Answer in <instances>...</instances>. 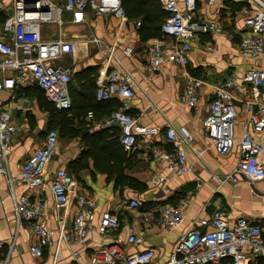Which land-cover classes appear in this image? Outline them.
<instances>
[{
  "label": "crops",
  "instance_id": "crops-1",
  "mask_svg": "<svg viewBox=\"0 0 264 264\" xmlns=\"http://www.w3.org/2000/svg\"><path fill=\"white\" fill-rule=\"evenodd\" d=\"M125 2L129 11L128 19L125 20L112 13L96 16L88 12L84 21L72 23L68 21L71 18L69 13L63 15L66 22L61 30L66 39L75 41V50L58 60L71 74L70 93L74 104L67 113L73 117V131L66 132V135H59L60 130L57 131V149L48 165L47 181L51 183L57 168L66 167L76 180L72 195L78 191L88 192L95 196L98 211L111 210L120 221L118 229L106 238L93 231L78 259L74 260L66 250L65 260L73 264H87L95 247L116 240L125 245L128 252L152 249L154 258L151 264H163L174 249L178 237L198 219L209 218L216 210L224 211L231 222L245 217L264 228V179L252 182L237 171L239 137L244 125L257 141L264 144V131L254 132L249 123L250 113L246 109V101L252 100L250 87L246 85L244 93L235 92L237 138L229 153L221 155L212 147L203 126L208 103L221 81L229 77L240 81L249 69H264V58L248 60L239 52L242 36L246 34L243 21L252 10V5L243 0H215L213 4L199 1L196 17L215 19L219 21L222 30L200 35L193 44L186 67L167 62L159 72H151L147 66L145 50L154 39L163 36L161 25L164 10L158 0ZM11 6L12 0H0V14L7 16ZM3 23L0 17V30ZM53 25L54 28L47 24L42 27L47 40L58 37L60 27ZM93 37H97L100 42L95 44L83 41ZM120 40L133 48V56L122 52ZM114 44L113 59L107 67L109 47ZM112 67L128 69L134 74L137 85L130 99L129 112L144 125L160 127L159 142L166 144V126L172 124L176 129L190 133L196 143L204 148L198 159L192 149L187 147L188 162L192 166L190 171L179 175L172 173L166 162L152 157L142 142L127 152L123 150L120 141V149L116 151L115 142L105 139L109 134L105 130L109 127L104 125L112 106L103 103L105 100L96 96V90L100 73L108 72ZM187 74L204 80L203 94L197 108L186 105L181 99ZM34 87L47 99L44 91L32 82L17 87L14 93L5 91L3 97L11 115V123L17 128L13 133L7 163L10 176L14 178L13 183L0 174V257L9 256L7 264H51L52 261V249L45 248L42 257L31 254L30 246L37 238L27 234L26 223L18 224L16 221L14 208L17 196L28 193L32 198L47 199L45 219L53 229L56 228L60 213L64 214L65 223L69 226L75 212L73 198L59 210L50 188L31 191L20 181L22 163L36 148L42 146L52 123V109L32 94ZM117 99L121 104L120 99ZM259 101H264V85L261 87ZM258 108V102L255 101L253 110ZM88 112H92L91 117ZM92 144H110L112 156L119 158L121 153L129 159L119 172L112 175L101 172L89 156ZM166 145L170 148L169 144ZM158 174L165 177L163 186L153 182V177ZM213 174L217 176L216 180L212 178ZM131 179H134L132 185L129 184ZM124 199H137L141 207H125L122 205ZM167 203L183 206L184 221L180 226L171 228L160 222V211ZM149 211L153 213V221L143 218L142 212ZM131 230L142 236L141 244H127ZM13 241L16 250H11ZM228 262L225 259L220 264ZM255 264H264V257H258Z\"/></svg>",
  "mask_w": 264,
  "mask_h": 264
},
{
  "label": "built area",
  "instance_id": "built-area-1",
  "mask_svg": "<svg viewBox=\"0 0 264 264\" xmlns=\"http://www.w3.org/2000/svg\"><path fill=\"white\" fill-rule=\"evenodd\" d=\"M158 1L165 12L161 25L163 36L147 45V66L151 72H159L167 62L186 67L194 42L202 34L221 31L219 21L196 17L197 4L201 0ZM204 1L213 4L215 0ZM243 1L252 5V10L243 21L246 34L242 36L239 52L248 60L264 58V1ZM88 12L96 16L112 13L124 20L128 19L123 0H12L11 11L7 13L0 30V174L10 183H13L14 178L10 176L7 163L13 133L17 128L11 123L4 93H14L17 87L32 82L44 91L57 109H70L73 105L71 74L58 60L75 50V41L66 39L61 30L66 22L63 15L69 13L71 18L68 21L79 23L85 20ZM49 23L58 25L60 29L58 37L47 40L42 27ZM83 41L95 44L100 42L97 37ZM119 43L125 55L133 56L134 51L130 45H126L123 40ZM114 49L115 44L109 47L107 67L113 59ZM97 85L96 96L99 99L119 98L121 101L104 126L120 127V143L125 151H132L138 142H142L152 157L165 161L169 170L178 175L192 169L188 162L187 147L192 149L198 159L201 158L204 148L196 143L190 133L168 124L165 135L166 144L170 148H167L166 144L158 140L160 127L144 125L129 112L130 99L137 85L130 70L112 67L108 72L100 73ZM246 85L250 87L252 96V100L246 101V109L250 113L249 123L254 132L264 131V101H259L261 87L264 85V69L251 68L240 81L235 77L221 81L208 103V112L203 119L204 130L211 139V145L221 155L230 152L237 138L235 92L245 91ZM203 86L204 80L201 77L187 74L182 101L197 108ZM255 101L259 107L256 111L253 110ZM88 115L91 117L92 112ZM58 137L57 130L47 131L42 146L36 148L22 163L20 181L31 191L50 188L59 210L73 198L75 212L71 224L68 226L64 214L60 213L56 228L53 229L45 219L47 199L32 198L28 193L15 198L14 211L17 223H26L27 234L37 238L30 246L33 256L42 257L45 248H49L52 249L51 264H73L65 260L66 250L74 260L78 259L93 231L106 238L118 229L120 221L111 210L98 211L95 196L88 192L78 191L73 196L76 180L66 167L57 168L51 183L47 181L48 165L56 154ZM239 138L237 171L252 182L264 179V144L257 141L245 125ZM212 178L216 180L217 176L213 174ZM153 182L163 186L165 177L155 175ZM122 205L130 209L141 207L137 199H124ZM142 214L146 221L154 220L152 211ZM183 221V206L167 203L162 207L160 222L163 225L175 228ZM142 242V236L133 230L129 232L128 245ZM14 244L15 241L11 250H16ZM260 256L264 257L263 226L245 217L231 222L224 211L216 210L209 218L198 219L178 237L174 249L163 264H220L225 259L229 260L228 264H255ZM153 258L154 251L150 248L128 252L126 246L116 240L95 247L87 264H151ZM8 259L9 256L0 257V264H7Z\"/></svg>",
  "mask_w": 264,
  "mask_h": 264
},
{
  "label": "trees",
  "instance_id": "trees-1",
  "mask_svg": "<svg viewBox=\"0 0 264 264\" xmlns=\"http://www.w3.org/2000/svg\"><path fill=\"white\" fill-rule=\"evenodd\" d=\"M126 4L127 2H125L124 0L123 6L128 14L129 11H128V7L126 6ZM243 4H246V3L244 2ZM0 17H2L3 22H4L6 19V15L0 14ZM164 17H165V12H164ZM164 17H163V20H164ZM115 99L102 101L105 104L106 103H108L109 105L111 104L110 106H112V108H111V112L109 113V115L120 106V104L118 103V99L117 100ZM71 109H65V110L58 111L52 108V117H51L52 123H51V126L49 127V130L54 129V127H58L61 134L63 135H66L65 134L66 132H72L73 129H72L71 124L73 123V117L69 116L67 113ZM105 131L109 132V134L106 135L105 139H107V141L109 142H115V145H116L115 150L118 151L120 149V146H119V141H120L119 135L121 133L120 127L113 125V126H110L108 129H106ZM111 148L112 147L110 146V144H108L107 146H104V145L100 146L98 144H92L90 147V151H89V156L92 157L93 161L95 162L96 167L101 172H107L109 175H112L114 172L121 171L125 161L126 160L128 161L129 159V158H125V155H122L121 153H119L120 154L119 158L118 157L115 158L114 156L111 155L112 154ZM133 181L134 179H131L129 181V184L132 185ZM138 183H140L141 185L143 184L139 181ZM140 189H143V187H140Z\"/></svg>",
  "mask_w": 264,
  "mask_h": 264
},
{
  "label": "rangeland",
  "instance_id": "rangeland-1",
  "mask_svg": "<svg viewBox=\"0 0 264 264\" xmlns=\"http://www.w3.org/2000/svg\"><path fill=\"white\" fill-rule=\"evenodd\" d=\"M47 25H51L54 28V25L52 23H49ZM32 90H33L32 94L35 95L37 98H39L41 100V102L44 101L45 104H47L50 109L53 108V106L47 101V99L44 97V95L42 94V92L40 90L39 91L36 90L35 87ZM54 129H57V131H59V129L57 127H54ZM59 135H61L60 131H59Z\"/></svg>",
  "mask_w": 264,
  "mask_h": 264
}]
</instances>
